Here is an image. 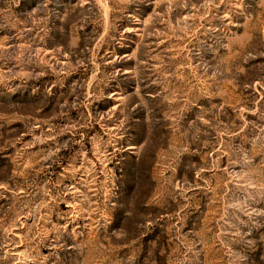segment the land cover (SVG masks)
<instances>
[{"label":"rangeland","instance_id":"1","mask_svg":"<svg viewBox=\"0 0 264 264\" xmlns=\"http://www.w3.org/2000/svg\"><path fill=\"white\" fill-rule=\"evenodd\" d=\"M0 264H264V0H0Z\"/></svg>","mask_w":264,"mask_h":264}]
</instances>
